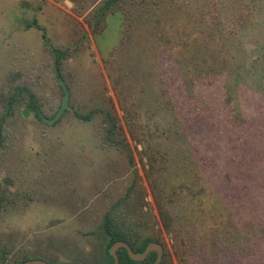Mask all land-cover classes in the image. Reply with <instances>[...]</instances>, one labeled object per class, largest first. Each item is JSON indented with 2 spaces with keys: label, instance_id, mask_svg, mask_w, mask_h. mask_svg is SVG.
Instances as JSON below:
<instances>
[{
  "label": "rangeland",
  "instance_id": "374dc122",
  "mask_svg": "<svg viewBox=\"0 0 264 264\" xmlns=\"http://www.w3.org/2000/svg\"><path fill=\"white\" fill-rule=\"evenodd\" d=\"M104 1L0 0V89L20 71L44 112L58 110L64 91L45 33L69 51L72 90L59 118L41 121L23 105L7 124L0 264L27 256L101 262L105 213L132 184L148 234L165 243L172 264H186L184 239L206 235L220 212L264 229V0H127L100 15ZM164 36L180 45L156 55ZM177 52L187 58L182 65ZM193 91L197 100L187 95ZM195 101L202 115L194 126L185 114L193 116ZM102 106L118 115L132 160L103 146L100 115L87 121L74 113ZM185 183L192 189L181 191ZM253 264H264V249Z\"/></svg>",
  "mask_w": 264,
  "mask_h": 264
},
{
  "label": "trees",
  "instance_id": "16d2710c",
  "mask_svg": "<svg viewBox=\"0 0 264 264\" xmlns=\"http://www.w3.org/2000/svg\"><path fill=\"white\" fill-rule=\"evenodd\" d=\"M197 1L199 2L201 0ZM104 2L105 3L103 6L105 7L103 8L102 6L100 15H103L107 9L110 10L114 7L121 8L123 5H125L127 0H105ZM234 19H236L238 23L243 26L242 29H246L249 25L246 22L244 16L235 15ZM230 32H233V30L229 31V36ZM43 37L46 40L47 50L52 56L58 80L64 91L62 94V103L54 114H46L42 108L41 100L37 92L34 90L32 85L29 84V81L24 79V74L20 71L11 73L5 84L0 89V154H2L1 150L4 145H6L7 135L5 134V131L6 127L8 126L7 124L17 115L19 109L23 105H25L27 109L33 111L35 116L41 121L57 119L59 112L64 113L68 109L65 108L64 111L62 110L65 98L67 97L66 103L68 104V102H70L69 97L72 93L71 88L67 86V76L65 73V63L69 55V51L61 47H54L49 44L45 33L43 34ZM183 39L184 38H181L182 43ZM163 40L167 41L164 43ZM179 43L180 41L176 43L169 37H160V39L155 43V49L157 51L156 55H162V49H170L173 51L174 47L176 49V47L180 45ZM184 45L186 44L184 43ZM195 51L196 55L193 56L195 59L194 61L198 62V55L201 51V46L197 47ZM189 52L190 50L187 48V54ZM208 52L209 51H205L202 55L206 57ZM177 53H179L177 54L178 63L182 65L183 57L185 58V56L180 52ZM158 57L159 56H157V58ZM159 59L160 57L158 60ZM185 59L187 60V58ZM206 59L207 57L203 58V61H207ZM164 83L166 84V81L162 80V98H169L170 100L169 92L165 88ZM187 95L189 98L195 99L194 91L191 94L187 93ZM173 104L174 103H172V105ZM177 105L178 104L176 103L174 105L175 112ZM189 109H191L194 114L193 116L185 114L186 123L188 125L195 126V124L198 122L197 119L200 117V115H202L200 104L196 102ZM181 110L182 109L179 111ZM74 113L80 119L87 121L91 120L95 115H100L102 122L99 129L103 146H114L118 149H123L127 153L129 160L133 159L126 133L123 130L120 119L113 108L102 106L91 109L87 112L75 109ZM137 118L138 117L136 114H129L128 133L133 140L138 139V135L135 133L131 124L134 126ZM177 119L180 121L179 118H174L176 123L173 122L171 127L175 128L178 126L179 121ZM134 188L135 184H132L130 187H128L125 194L118 197L112 204L111 208L105 213L101 227V236L103 238L102 243L104 246L103 258L101 262H97L96 264H113L114 257L110 252V248L116 241L127 242L136 252H143L150 242H159L164 247L163 256L159 264H172L171 256L168 249L166 248L165 243L158 237L155 238L148 234L150 223L147 221V219H144L143 216L139 215L144 214L145 211L143 206L141 207L137 205V201L134 200ZM185 188L188 190L192 189V187L186 183L181 186V191L185 190ZM204 191L205 188H199L197 195L200 196ZM6 199L7 192L4 189L2 181H0V209L4 205ZM139 202H145L144 197H141ZM206 233V235L202 233L200 237H188V239H184L183 247L185 249L183 250V254L186 264H217V260L218 264H250L251 262V264H253L257 256L260 255L261 250L264 249V229L262 226H244L240 224L234 218V216L232 217L229 214L227 215L220 212L219 219H217L215 225H212L211 228L206 231ZM118 254L120 258V264H153L158 256L157 251L153 250L144 259L135 260L129 255V252L125 247H120L118 249ZM201 258H203V260H201ZM29 259L30 257L27 256L17 260L16 263L4 262L3 264H21ZM206 259H210L209 262ZM49 263L61 264L54 261L53 263ZM74 264L85 263L77 261Z\"/></svg>",
  "mask_w": 264,
  "mask_h": 264
},
{
  "label": "water",
  "instance_id": "95a60500",
  "mask_svg": "<svg viewBox=\"0 0 264 264\" xmlns=\"http://www.w3.org/2000/svg\"><path fill=\"white\" fill-rule=\"evenodd\" d=\"M120 247H125L128 250L129 255L135 260H142L151 251H153V250L157 251L158 256H157V258L153 264H159V262L161 261L162 256H163V252H164L163 245L160 244L159 242H156V241L150 242L143 252L134 251L131 248V246L125 241H116L110 248V252L114 257L113 264H120V258H119V254H118V249ZM21 264H51V263H49L48 261L43 260V259H29V260L24 261Z\"/></svg>",
  "mask_w": 264,
  "mask_h": 264
}]
</instances>
